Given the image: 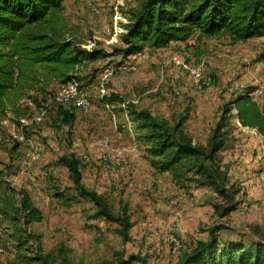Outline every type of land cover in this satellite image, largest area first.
<instances>
[{"label":"rangeland","instance_id":"obj_1","mask_svg":"<svg viewBox=\"0 0 264 264\" xmlns=\"http://www.w3.org/2000/svg\"><path fill=\"white\" fill-rule=\"evenodd\" d=\"M141 2L64 0L62 14L70 36L82 45L92 41L99 55L78 73L90 108L59 102L62 83L53 80L40 84L43 91L31 92L38 103L22 101L29 107L25 114L0 122V191L8 182L29 192L44 214L30 230L42 235L44 251L58 260L64 255L73 264H122L133 256L131 264H178L215 227H221L220 242L249 244L264 235L259 182L264 137L257 129L242 126L232 110L230 147L220 157L243 192L235 209L222 217L214 208L220 199L213 189H179L168 173L151 167L132 114L146 109L171 125L181 122L195 142L205 143L223 109L239 94L250 93L264 113V36L233 42L225 36L194 35L184 44L172 42L123 56L122 25L128 21L126 13ZM129 62H136V70H121ZM193 70L210 75L213 83L197 88ZM59 104L74 113L72 122L59 121ZM62 156L80 160L83 186L101 194L116 215L126 207L132 222L128 240L118 232L117 222L94 217L96 206L80 196ZM3 249L0 264H7Z\"/></svg>","mask_w":264,"mask_h":264},{"label":"trees","instance_id":"obj_2","mask_svg":"<svg viewBox=\"0 0 264 264\" xmlns=\"http://www.w3.org/2000/svg\"><path fill=\"white\" fill-rule=\"evenodd\" d=\"M63 1L0 0V122L25 114L29 107L22 105L23 100L38 103L31 92L43 91L41 83L79 80L82 67L99 58L96 49H87L70 36L62 14ZM126 16L128 21L122 25L126 29L124 47L120 49L123 56L187 42L194 35L225 36L233 42L264 36V0H142ZM232 110L242 126L255 128L264 137V113L247 92L226 105L205 143L195 142L181 122L171 125L146 109L132 111L140 130L138 141L144 144L151 167L157 173H168L179 189H213L220 199L214 208L222 217L235 209L237 196L243 192L231 180L229 168L220 157L230 147ZM57 113L63 124L75 119L74 113L61 104ZM60 160L71 171L80 196L88 197L96 206L94 217L117 222L118 232L128 240L132 222L126 207L116 215L101 194L83 186L79 159L62 156ZM56 196L65 199L62 193L56 192ZM43 219L42 210L26 189L5 182L0 192V225L5 234L3 246L12 255L10 264H73L64 255L58 260L44 251L42 235L30 230ZM220 228L211 229L209 238L185 252L178 264H264V235L249 244L241 240L220 242ZM134 259L131 256L122 264H131Z\"/></svg>","mask_w":264,"mask_h":264},{"label":"built area","instance_id":"obj_3","mask_svg":"<svg viewBox=\"0 0 264 264\" xmlns=\"http://www.w3.org/2000/svg\"><path fill=\"white\" fill-rule=\"evenodd\" d=\"M93 44L94 43L92 41H89L88 44L83 46L87 49H92ZM120 68L123 71L130 72L136 70L137 64L136 62H129L127 64L121 65ZM192 72L196 77L195 83L197 88L201 89L204 86L211 85L213 83V78L210 75L202 76L201 73L197 70H193ZM101 92L105 93L103 87L101 88ZM56 99L62 103L65 102L72 103L75 107L82 110H88L91 106V102L87 96V92L85 91L81 82L76 78L70 79L61 84V88L58 94L56 95ZM20 122H22L23 125L26 123V119L22 118L20 119ZM19 139L20 141L24 140L25 139L24 135L23 134L19 135ZM120 163L121 160H118L117 164ZM259 182H260V186L264 190V159L259 171ZM0 251H2V249H0Z\"/></svg>","mask_w":264,"mask_h":264},{"label":"crops","instance_id":"obj_4","mask_svg":"<svg viewBox=\"0 0 264 264\" xmlns=\"http://www.w3.org/2000/svg\"><path fill=\"white\" fill-rule=\"evenodd\" d=\"M175 43H186V42H175ZM20 188H22V187H20ZM25 189V188H24ZM1 192V191H0ZM1 230V229H0ZM2 231V230H1ZM4 241H5V239H3L1 236H0V245H2L3 246V244H4ZM4 247V246H3ZM3 247L1 248L2 249V251H5L4 249H3ZM6 249V257H5V262L7 263V264H10V259L12 258V255H11V253H9V251L7 252V248H5Z\"/></svg>","mask_w":264,"mask_h":264}]
</instances>
